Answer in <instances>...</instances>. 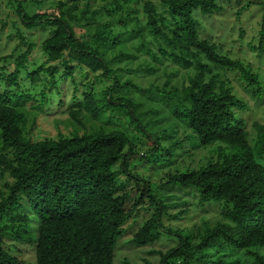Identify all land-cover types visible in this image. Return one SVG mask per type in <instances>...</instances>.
<instances>
[{
    "label": "trees",
    "instance_id": "1",
    "mask_svg": "<svg viewBox=\"0 0 264 264\" xmlns=\"http://www.w3.org/2000/svg\"><path fill=\"white\" fill-rule=\"evenodd\" d=\"M4 1L13 6L24 27L15 29L26 48L11 61L14 67L9 75L2 74L0 176L8 180L0 185V264H24L10 253L7 241L10 246L32 242L35 264H113L123 225L140 210L150 215L129 243L138 248L150 246L164 233L177 234L178 241L164 251L148 249L152 258L139 264H211L214 261L209 254L222 255L227 247L264 245V125L252 123L255 138L250 144L245 122L236 115L245 104L227 81H219L215 75L207 81L204 77L212 64L239 72L250 87L259 89L260 83L249 65L221 54L210 38H200L197 22L191 17L197 7L205 13L218 11L216 0H58L55 11L33 13L25 4L35 0ZM259 3L258 34L250 47L264 55V2ZM138 5L143 19L139 18ZM249 6L250 2L240 11ZM98 16L111 21L102 22ZM77 24L88 28L87 34L78 38ZM116 25L127 28V33L113 34ZM37 27L47 30L40 43L47 66L32 65L30 69L34 43L25 40L24 30ZM136 39L134 49L143 51L154 63L171 62L195 70L188 86L174 92L180 95L175 96L170 112L178 128L188 131L200 145L212 147L203 165L168 171L156 183L138 173L131 161L144 160L150 166L168 161L174 146H160L159 137L148 129L154 122H143L147 112H139L141 103L130 96L131 83L121 85L108 67L112 59L131 54L107 60L117 44ZM75 66L92 73L101 71L102 77L112 79L101 92V107L124 111L130 124L153 140L152 148L139 154L136 143L120 129L38 140L26 136L25 112L13 104L17 98L8 88L18 84L22 73L25 77L45 74L52 80L60 70L68 77ZM143 67L148 72L157 71L153 65ZM173 185L192 188L199 205L224 202L226 221L212 226L205 223L196 236L187 228L167 227L163 221L179 215L166 211L167 203L157 189ZM23 201L38 220L35 238L28 236L30 218L22 213ZM222 262L219 258L215 261ZM120 264L130 263L124 257ZM254 264L264 261L256 256Z\"/></svg>",
    "mask_w": 264,
    "mask_h": 264
},
{
    "label": "rangeland",
    "instance_id": "2",
    "mask_svg": "<svg viewBox=\"0 0 264 264\" xmlns=\"http://www.w3.org/2000/svg\"><path fill=\"white\" fill-rule=\"evenodd\" d=\"M57 1H26L25 6L30 13L35 11L52 12L55 11ZM216 1L220 6L216 12L205 13L199 7L191 11V17L197 22L199 37L210 38L212 42L218 44L217 48L221 54L249 65L252 72L257 74L260 90L256 85L248 86V83L239 77V72L215 67L212 64L207 69L208 72L204 79L207 81L215 75L219 81H227L233 88V92L245 104L242 109H237L236 115L244 120L249 142L252 144L255 138L252 123L259 122L264 125V55H258L250 47L256 43L260 21L259 2L263 3L264 0ZM249 2L250 6L244 11H240L241 7ZM11 7L6 4V1L0 0V92L4 91L5 77L13 70L14 66L11 61L26 48V45L16 36L15 29V26L21 30L24 27ZM137 10L139 18L143 19L141 6L138 5ZM238 11L239 14H237ZM96 18L102 22L111 21L106 16ZM126 29L116 25L112 27V33L126 32ZM88 30L80 24L75 26L78 38L87 34ZM24 32L25 40L34 43L29 54L30 69L32 65L33 67L38 65L46 67L40 43L47 35V30L37 27L24 30ZM137 40L120 42L110 51L107 60L126 52L131 54L128 58L112 59L109 61L108 67L118 77L121 85L125 81L131 83L128 85L130 96L141 103L138 108L139 112H147L141 118L143 122H154L149 124L148 129L150 133L159 137L160 146H174L173 156L169 157L168 161L153 166L144 160L131 161L138 173L148 176L151 182L156 183L160 176L168 171L181 172L186 168H198L203 165L208 159L212 147L200 145L188 131L178 128L170 112V105L174 104L175 96L180 95L174 92L178 93L188 86L189 78L195 70L193 68L183 69L171 62L154 63L143 51L134 49ZM144 65H153L157 67V71H145ZM72 68V74L68 77L63 75V70H60V73L52 80L45 74L25 77L22 73L19 75L18 84L8 88L10 94L20 100L14 99L13 104L25 112L27 118L26 136L38 140L69 137L101 129L105 131L120 129L126 131L129 138L136 143L135 149L139 154L152 148L153 140H149L135 128L134 124H130L124 111L119 108L101 107L103 104L101 92L105 86L111 84L112 79L106 76L102 77L101 71L92 73L83 66ZM2 74L5 77H2ZM6 180H8L7 177L0 176V185ZM157 190L162 192V200L167 203L166 211L172 216L179 215L173 219H165L163 223L167 227L187 228L186 230L193 231L196 236L198 231L203 230L205 223L212 226L217 221H226L222 215L224 202L199 205L198 196L192 191V188L179 185ZM23 203L25 208L22 209V213L27 214L30 218L28 236L35 238L38 220L35 214L28 209L26 201ZM149 215V211L140 210L123 225V233L117 241L116 258H114L113 264H120L124 257L129 260L130 264H139L144 259L152 258L153 255L147 253L148 249L164 251L177 243V234L170 233L162 234L160 239L150 246L138 248L129 243L132 235ZM6 244H9L10 253L23 260L24 264H35L32 242H13V245L10 246V241H7ZM256 256L261 257L264 261V245L248 249L227 247L222 255L209 254V258L214 261L211 264H218L215 263L217 258L223 261L222 264H254Z\"/></svg>",
    "mask_w": 264,
    "mask_h": 264
}]
</instances>
